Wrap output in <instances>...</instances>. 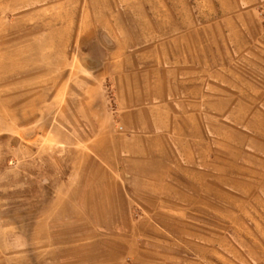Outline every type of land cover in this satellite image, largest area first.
<instances>
[{
  "label": "rangeland",
  "instance_id": "1",
  "mask_svg": "<svg viewBox=\"0 0 264 264\" xmlns=\"http://www.w3.org/2000/svg\"><path fill=\"white\" fill-rule=\"evenodd\" d=\"M145 5L144 0H0V264H90L114 245L105 232L101 242L91 241L92 223L110 220L113 199L107 195L111 184L94 164L80 170L87 129L77 65L97 68L116 44L143 47L155 25L169 31L167 39L175 37L170 31L179 21L191 25L187 18L179 20V11L185 14L179 0H168V17L161 20L151 19ZM245 9L239 37L221 19L222 8L215 12L194 3L192 11L201 27L214 26L215 33L200 32V43L214 44L217 60L233 71L228 88L238 96L229 116L232 130L216 133L217 139H230V146L216 142L217 165L246 173L254 185L243 206L246 224L217 220V237L231 236L247 258L243 264H264V3ZM65 82L71 84L66 98L60 93ZM244 126L245 133L235 130Z\"/></svg>",
  "mask_w": 264,
  "mask_h": 264
},
{
  "label": "crops",
  "instance_id": "2",
  "mask_svg": "<svg viewBox=\"0 0 264 264\" xmlns=\"http://www.w3.org/2000/svg\"><path fill=\"white\" fill-rule=\"evenodd\" d=\"M144 3L151 19L168 17V0ZM194 3L207 4L215 12L222 8L221 19L239 37L244 30L238 19L245 8L264 0H179V9H185L184 15L179 11V20L187 18L191 25L179 21V27L170 31L174 38L163 37L169 31L155 25L147 32L154 37L143 47L116 44L97 68L85 62L77 65L87 129L80 142V170L94 164L102 173L99 177L111 184L107 195L113 199L110 220L92 223L91 241L101 242L105 232L114 245L90 264L247 260L229 234L216 233L217 220L229 226L246 224L241 221L243 206L254 185L246 173L233 174L230 167L217 165L216 142L230 146V139L226 142L225 135L217 139L216 133L232 130L229 116L238 96L228 88L233 71L217 60L214 44L200 43L201 31L208 34L215 29L199 25ZM69 90L71 84L65 82L60 93L66 98ZM243 128L235 130L245 133Z\"/></svg>",
  "mask_w": 264,
  "mask_h": 264
}]
</instances>
